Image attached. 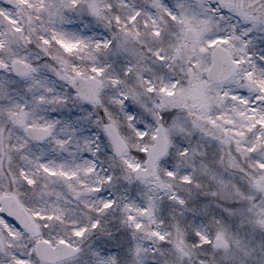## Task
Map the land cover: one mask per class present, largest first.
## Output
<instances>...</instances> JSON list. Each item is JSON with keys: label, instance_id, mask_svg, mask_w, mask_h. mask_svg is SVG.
<instances>
[{"label": "snow or ice", "instance_id": "obj_1", "mask_svg": "<svg viewBox=\"0 0 264 264\" xmlns=\"http://www.w3.org/2000/svg\"><path fill=\"white\" fill-rule=\"evenodd\" d=\"M0 264H264V0H0Z\"/></svg>", "mask_w": 264, "mask_h": 264}]
</instances>
